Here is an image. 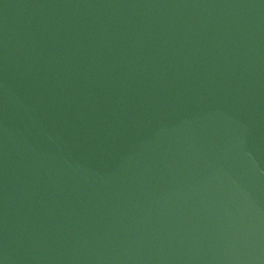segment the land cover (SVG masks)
I'll return each mask as SVG.
<instances>
[{"label":"water","instance_id":"water-1","mask_svg":"<svg viewBox=\"0 0 264 264\" xmlns=\"http://www.w3.org/2000/svg\"><path fill=\"white\" fill-rule=\"evenodd\" d=\"M0 264H264V0H0Z\"/></svg>","mask_w":264,"mask_h":264}]
</instances>
